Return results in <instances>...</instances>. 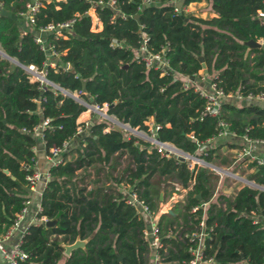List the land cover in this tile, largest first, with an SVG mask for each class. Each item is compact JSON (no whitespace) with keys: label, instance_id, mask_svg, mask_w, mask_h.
<instances>
[{"label":"trees","instance_id":"obj_1","mask_svg":"<svg viewBox=\"0 0 264 264\" xmlns=\"http://www.w3.org/2000/svg\"><path fill=\"white\" fill-rule=\"evenodd\" d=\"M26 1L0 0L1 8L14 15H0V46L7 56L42 70L49 83L78 93L86 103L105 104L108 115L130 128L145 130L144 122L151 118L159 125L158 140L191 155L201 147L205 162L216 164L220 157V145H200L215 136L216 118L201 114L203 98L174 75L199 78L201 57L205 75L224 93L264 94V49L246 45L264 42V19L257 16L264 11V0L182 1V6L206 1L214 16L205 18L177 13L171 0H113L111 6L92 5L98 0H45L33 25L21 34L18 13ZM89 9L101 24L99 30L91 29L90 17L83 16ZM72 18L68 32L42 34L56 53L51 60L32 32ZM143 38L149 52L166 47V74L145 68L134 57ZM85 109L0 57V235L28 197L25 176L33 170L37 141L45 154L52 146L63 149L61 162L48 168L37 213L54 223L27 227L20 239L26 254L20 264H56L63 245L75 239L84 240L83 247L70 250L62 264H148L145 219L126 202L122 187L152 215L160 202L185 190L171 213L157 216L162 264H186L188 248L196 244L187 236L200 231L201 221L202 259H209L205 264H264V223L253 221L264 217V192L242 185L233 196L218 193L212 199L213 170L190 169L179 157H161L146 141L112 126L104 130L106 120L77 123ZM219 117L236 134L264 139L263 108L225 101ZM43 120L47 122L41 126ZM246 166L252 168L247 179L264 186V166Z\"/></svg>","mask_w":264,"mask_h":264},{"label":"built area","instance_id":"obj_2","mask_svg":"<svg viewBox=\"0 0 264 264\" xmlns=\"http://www.w3.org/2000/svg\"><path fill=\"white\" fill-rule=\"evenodd\" d=\"M45 0H27L24 4V9L18 13V19L21 21V30L20 33L24 34L27 27L33 25L34 23V17L35 14L38 12L39 8L41 7L42 3ZM180 0H171V4L173 6L174 11L177 13H180L182 10L184 11V6H180V8L175 7V4ZM147 3L148 0H145ZM114 3L113 0H98L92 5L95 6H111ZM1 8V3H0ZM93 12V10H92ZM88 13V16L91 19V29L93 30H99L101 27H99L100 22L96 18L94 12V24L92 26V18L89 14V11L85 12ZM257 16L264 19V11H258ZM74 19H69L67 21L61 22V23H47L46 25L39 27L37 31V35L34 36V42L39 45L40 50L45 52V54L50 59H53V56L56 55L54 50L51 48V46L44 40L42 37V34L47 33H55L56 35H60L61 32H68L70 29V26ZM146 39H142V46L134 52V57L140 61L145 68H152L154 70H158L160 74H166L168 71V62L167 59L164 56V51L166 50V47L161 48L159 51L156 52H149L144 48V43ZM2 54H5L3 52H0ZM49 65L53 66V63L49 61ZM26 73L29 74V76L34 75L33 80H37L42 85H50L53 89L59 90L60 93L63 95H68L73 97L76 101L81 103L86 107V109H90L91 111L95 112L97 116L103 117L106 119H109V115L106 113V105L103 104L102 106H97L95 104L86 103L81 97L78 96V93H69L60 87L49 83L44 78V72L41 71H35L32 68L24 69ZM199 74V73H198ZM187 79H189L187 77ZM193 79H195L193 77ZM192 79V80H193ZM201 79V76L199 74V78ZM32 80V79H31ZM190 80V79H189ZM184 87L187 86H193L194 90L198 92V94L203 98V107L201 110V114H206L211 117L216 118V126H217V132L215 136L206 139L204 142H202L201 146H212L211 144L215 142V140L219 138L226 137L229 141H234L237 146L236 150V160L240 159H247L249 162H254L257 166H264V156L258 157L252 154L251 148L252 146L256 144H264V139H257V138H250L246 135V133L242 134H236L235 132L231 131L229 129V123L226 119L220 118V110H221V104L225 102L227 99H233V100H257V101H264V94L258 93V94H251L247 93L245 95L240 94L239 92H228L224 93L221 88L217 87L213 81L210 80V78L207 80L206 86L202 87L195 83L190 82H183ZM104 108V110H103ZM112 116V115H111ZM151 120V122H149ZM46 120H43L41 122V126L46 124ZM117 120L115 121V125ZM123 124L122 129L130 131V133H136V136H143L145 138V141L148 142L155 151L159 154L161 157H179L182 160L186 161L187 167L192 168L194 165L196 166H203L207 167V163L203 160L201 157V154H205L203 152H200L195 155H191L187 152H184L177 147H175L172 143L166 142V141H160L156 137V131L159 128V125L154 124L152 122V119H147L144 124L146 125V129H137V128H131L132 130L127 129L129 127L126 123ZM130 128V127H129ZM137 129V130H136ZM107 130V127L104 129ZM35 133H38V129L34 130ZM79 131V130H77ZM68 143H64L63 147H66ZM33 149V148H32ZM63 149L61 147L52 146L48 149V154L46 156L48 157L50 161V166L57 165L61 162V153ZM33 170L31 173L27 174L25 176V180L27 181V190L29 191H35L36 186H39V192L38 195L40 196L42 188L45 186L46 182L49 180L50 175L47 172H39L35 167V159H34V165ZM246 184L251 187L258 189L259 191L264 192V186L263 185H255L252 182H246ZM121 190L125 193L126 202L128 204L134 205L136 207L140 208V212L142 216L145 219V227L142 229V236L145 240V242L148 245L149 248V255L151 258V264H162L160 254L158 253L157 249L160 246L159 242V236L157 233V227H156V220H157V214L152 215L148 208L138 202L135 198L134 193L127 192L124 187L121 188ZM184 190V189H183ZM174 194V193H172ZM171 198V196H169ZM172 201V200H171ZM31 204L30 198L27 197L23 203L20 211L15 214V217L12 221V223L9 225L6 232L3 234L4 236L10 235L13 231L20 230V236L18 239L12 243L10 246L6 248H1L0 254L3 259V261L6 264H20V262L26 257V254L20 249V239L22 234L26 231L27 227L31 224H37L39 222H46L47 220L43 217L37 216V213L40 211L39 207V200L36 204L34 211L32 213H29V206ZM201 207H205V203L201 204ZM196 207H193L192 210H194ZM255 221H262L264 222V217H255ZM199 227L201 228L199 232L191 233L187 237H189V240L192 241V238L196 239V244L193 247H189L188 251L190 254L189 260L186 262V264H205L209 259H202V239H203V233H202V221L199 222Z\"/></svg>","mask_w":264,"mask_h":264},{"label":"crops","instance_id":"obj_3","mask_svg":"<svg viewBox=\"0 0 264 264\" xmlns=\"http://www.w3.org/2000/svg\"><path fill=\"white\" fill-rule=\"evenodd\" d=\"M195 5H197V8H198L196 12L193 11V7ZM184 12L189 13L195 17H201V18L214 16V14L208 10L206 1L191 2V3L187 4L186 6H184ZM99 27H101V25H99ZM255 42H257L259 44V46H249V47H256V48L262 47L264 49V42L261 39H258ZM0 48H1V46H0ZM0 57H2V55H0ZM11 59H13V58H11ZM198 73L201 76L200 80L197 78H195L193 80H189V79H187V77H184L181 75H174V77L182 80L183 82L188 81L190 83H195V84H198L199 86L205 87L207 80L210 77L205 75V72L203 70L199 71ZM226 101L230 102L231 104H233L235 106L254 105V106H258V107L264 109V101H257V100L248 101V100H233V99H227ZM94 121H99V119H98L96 113L91 111L90 109H85L76 118V122L79 124H83V125H86L88 123H92ZM149 122H151V120H149ZM262 124H264V122H262ZM80 128L81 127L78 128L79 131H80ZM211 145L212 146L213 145H220L219 146L220 157L217 159V163L213 164L211 162H206L207 167L209 169L213 170L217 174V180L215 182V186L213 189L212 199L218 193H222V194L227 195V196H233L240 186H242V185L248 186L246 184V182L254 183L252 180L247 179V175L252 171V168H247V166H246L249 161H247V159H245V158L240 159V160L235 159L237 147H236V143L234 141H229L226 137H224V138H219V139L215 140V142L212 143ZM200 149H201V147L195 153L196 154L200 153L201 152ZM33 151H34V155H35V167H36V169L39 172H47L48 168L50 167V161L44 152L41 141H37V143L33 147ZM251 152L255 156L263 157L264 156V144H256V145L252 146ZM223 159H227V160H229V162L223 163L222 162ZM255 185H257V184H255ZM27 192H28V197L30 198V201H31V204L29 206V213H32L34 211V208H35L36 204L38 203V200L40 197L38 195L39 186H36L35 191L27 190ZM184 193H185V190L178 193V195L172 194L175 196V197H171L172 202H176L177 200H181L184 196ZM19 236H20V230L13 231L8 236L0 235V250H1V248H6V247L10 246L12 243H14L18 239ZM62 255H63V257H61V259H59L60 261L58 260L56 264H62L63 258L65 256H67L63 252H62ZM150 255H149L148 264H151ZM0 264H6L3 261L1 254H0Z\"/></svg>","mask_w":264,"mask_h":264},{"label":"water","instance_id":"obj_4","mask_svg":"<svg viewBox=\"0 0 264 264\" xmlns=\"http://www.w3.org/2000/svg\"><path fill=\"white\" fill-rule=\"evenodd\" d=\"M182 1H183V0L178 1V2L175 4V7L180 8V6L182 5ZM0 15H2V16H8V17H10V18H12V19L14 18V15H13L12 13H10V12L4 10L3 8H0ZM83 16H88V13H84ZM32 34L35 35V36L37 35V33H36L35 31H33ZM246 45H248V46H259V44H258L257 42H255V41H248V42H246ZM0 55H2V57H4L5 59H8V60L11 61L12 63L21 66L23 69H28V67L22 66V65H21L20 63H18L15 59H11V58H10L9 56H7V55L2 54V53H0ZM198 59H199V61H200V63H201L202 70L205 72V67H204V64H203V62H202V58H201V57H198ZM188 78H189L190 80L193 79L192 76H189ZM122 127H123V124H121L120 122H116V125L113 126V129L116 130V131H119V130H121ZM127 129L132 130V129L129 128V127H127ZM72 143H73L72 140L69 141V144H72ZM4 172H6V171H4ZM159 194L161 195V192H159ZM160 195H159V199L161 198ZM137 210L140 211V208L137 207ZM166 212H167V213H171L170 210H167ZM53 223H54L53 220H52V221H46V222H45V225H50V224H53ZM84 243H85L84 240L75 239L71 244H65V245H63V253H64L65 255H67V254L69 253L70 250H72V249H74V248H76V247H83Z\"/></svg>","mask_w":264,"mask_h":264},{"label":"rangeland","instance_id":"obj_5","mask_svg":"<svg viewBox=\"0 0 264 264\" xmlns=\"http://www.w3.org/2000/svg\"><path fill=\"white\" fill-rule=\"evenodd\" d=\"M203 5V4H202ZM189 8V7H188ZM197 5H195L194 7H193V11H197ZM89 11V14H90V16H91V18H92V26H93V24H94V19H95V17H94V14H93V12H92V9H89L88 10ZM202 15V14H201ZM0 52H3V50H1V48H0ZM4 53V52H3ZM32 76H34V75H31L30 76V79H34V77H32ZM103 110H104V108H103ZM98 117V119L99 120H106L107 121V128L108 127H110V126H114L115 125V121H116V119L113 117V116H111V115H109V119H106V118H101V117H99V116H97ZM137 130V129H136ZM121 131L123 132V135H125V136H129V135H132V136H135V137H137L138 139H141V140H143V141H145V138L143 137V136H136V133L134 132V133H130V131H128V130H125V129H122L121 128ZM182 191H184L183 189H180V190H178L177 192H174V194L175 195H178V193H180V192H182ZM171 197H175L174 195H170ZM172 200V198H166V200L165 201H162V202H160L159 203V205H158V212H157V214H159V213H162V212H166L167 210H170L171 209V207H172V205H173V203L174 202H172L171 201ZM60 261V260H59Z\"/></svg>","mask_w":264,"mask_h":264}]
</instances>
